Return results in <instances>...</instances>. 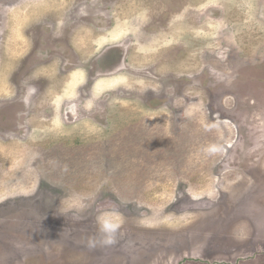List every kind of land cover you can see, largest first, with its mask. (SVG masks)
I'll list each match as a JSON object with an SVG mask.
<instances>
[{"label":"rangeland","instance_id":"obj_1","mask_svg":"<svg viewBox=\"0 0 264 264\" xmlns=\"http://www.w3.org/2000/svg\"><path fill=\"white\" fill-rule=\"evenodd\" d=\"M0 264H264V0H0Z\"/></svg>","mask_w":264,"mask_h":264},{"label":"flooded vegetation","instance_id":"obj_2","mask_svg":"<svg viewBox=\"0 0 264 264\" xmlns=\"http://www.w3.org/2000/svg\"><path fill=\"white\" fill-rule=\"evenodd\" d=\"M51 35H54V34L51 33ZM51 35L48 36V37L52 38L51 41L54 42V44H57V43H58V40L63 39V37H60V36H58V35H54V36H51ZM146 76L149 77V78H151V79L157 78V79H159V80H161V79L163 78L162 76H155L154 74L152 75V77H150V76H148V75H146ZM212 78L216 79L217 76H216V75H213ZM159 83H160V82H159ZM151 90H152L153 92H156V91L158 92V90L153 89V88H152ZM217 90H218V89H217ZM155 108H156V109H160V108H158V107H156V106H154V107L151 106V107H150V109H155ZM235 210H236V209H235Z\"/></svg>","mask_w":264,"mask_h":264},{"label":"clouds","instance_id":"obj_3","mask_svg":"<svg viewBox=\"0 0 264 264\" xmlns=\"http://www.w3.org/2000/svg\"><path fill=\"white\" fill-rule=\"evenodd\" d=\"M103 229H104L105 231H112V232L115 231V228H112V227L107 226V225L103 226ZM114 242H115V240H114V238L111 237V236L107 237V238L103 241V243H104V244H107V245H111V244H113ZM94 245H95V242H94L93 240L90 239V240H89V246L92 247V246H94Z\"/></svg>","mask_w":264,"mask_h":264}]
</instances>
